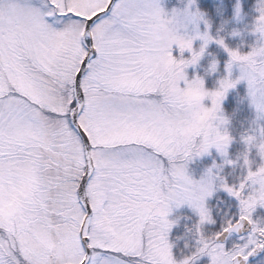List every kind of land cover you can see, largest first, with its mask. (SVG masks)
Returning <instances> with one entry per match:
<instances>
[{"label": "snow or ice", "instance_id": "6c2138e0", "mask_svg": "<svg viewBox=\"0 0 264 264\" xmlns=\"http://www.w3.org/2000/svg\"><path fill=\"white\" fill-rule=\"evenodd\" d=\"M163 13L158 0H0V264H157L170 202L203 219L211 193L191 186L173 131L189 62L171 46L191 45L161 28ZM228 55L264 101V47ZM236 82L226 76L214 95ZM260 248L252 228L232 249L217 243L210 264Z\"/></svg>", "mask_w": 264, "mask_h": 264}, {"label": "rangeland", "instance_id": "374dc122", "mask_svg": "<svg viewBox=\"0 0 264 264\" xmlns=\"http://www.w3.org/2000/svg\"><path fill=\"white\" fill-rule=\"evenodd\" d=\"M203 0H158L161 8L164 10V13L162 16L172 15L174 13L173 10H184L185 8L188 10L189 13L196 11L199 9L198 2ZM212 3L218 2L221 4L223 0H208ZM237 0L236 5L234 7V13L231 22L226 23L224 26L225 31H228V37L235 38L239 41L240 45V52L243 54L242 56H247L253 49H259L264 45V38L261 37L260 33L257 31H251L252 25L254 23V18L247 19V16L242 11V0H239V12L237 13ZM258 1L254 5V11L258 15L257 11ZM181 17V24H178L175 26V30L180 33H188L189 35L193 34L194 32H199L203 34L205 32V29L207 28L208 34L213 37L212 39H209L207 44L205 45V51L201 54L199 59L194 64H187L182 66L184 78L187 81V83L184 82V80L179 81L181 92L180 96L183 98L184 101V107L182 114L179 118V120L176 123L174 131V135L178 136L180 141L182 143H185L186 146L189 142V139L194 137L195 134L198 131V125L199 122L204 118L203 112H196V101L199 100L204 105H210L211 101L209 98L206 97L207 90H213L220 87V81L224 80V78L227 76L230 80H236L234 86L228 87L224 91V95L220 98V107L223 110L222 106L224 102L227 99V96L229 93L234 91L237 87H242L244 89L245 94V100L247 102L249 111H250V118L249 123L247 125V131H252L256 128V125L259 124L262 128H264V116H257V110L256 105L264 104V101L260 100L259 98L253 97L248 92V85L247 81L240 79L237 80V78L240 76V62L239 61H232L231 62V68L230 71L226 68V65L228 64L230 57L228 55V50H231V48L228 47L226 42L223 39V44L218 43L215 37L211 34V25H205L203 19L199 18H189L186 16H183V13H180ZM236 30V31H234ZM247 38H250V42L246 41ZM204 43V41L200 38L199 35L196 36L195 39L192 41L193 49H198L200 45ZM217 45L221 52L226 56L225 63L221 66V62L215 58L210 57L209 62L203 66L204 64H201L204 59L207 56V51L209 47L212 45ZM173 60L181 59V58H189L191 56V52L188 49L181 50L175 43L171 46V53ZM215 58L216 64H215V70L214 71H208L210 61ZM202 75V82L199 87H194L188 83L194 75ZM206 80H211V82H207ZM211 83V87L210 84ZM224 112V111H223ZM225 114V113H224ZM226 115V114H225ZM229 121L225 125L228 129L229 127ZM245 130V131H246ZM229 131V130H228ZM240 136V143L243 146L245 150V143L243 140V134ZM233 139L230 140L229 144L226 148L227 155L221 154L215 146H210L206 152H202L200 154L195 153H189L187 157H185L182 153L178 155L177 157V163L182 165L185 171L186 176L188 177L189 181L191 182V186L193 188L198 189L200 186V182L203 180L209 191L210 195H205L203 197V200L200 202L203 209L206 210L208 217L210 219L204 220L201 225L208 224L212 222V217L210 210L207 206V201L213 196V194L217 190H223L226 191L224 187L218 186V181L215 179V177H210L207 175L208 169L211 168L212 173H216L218 170L215 167H212L214 163H218V161H224V160H232L229 154V149L231 147ZM256 156V160L254 161L252 158ZM241 157V155L239 156ZM209 159L210 163L206 164V161ZM242 159L244 170L243 175V189H240L239 184L235 190H240L241 197L238 200V212L240 215L247 216L249 220L252 222V228H254L253 221L251 217L256 218L258 217V211L264 210V203H255L254 205L244 203L242 204L241 201H246V199H250V193L253 191L255 187L258 185L253 183L252 180H244L245 175L248 174L249 168L253 165L254 169L253 172L256 171L257 165L261 163L260 156L257 154V150L254 147H249L248 149V161L250 163L245 164L244 159ZM235 163L231 164H237L238 160H234ZM225 165H230L229 163H224L223 167ZM247 167V168H246ZM223 169V168H222ZM246 169V170H245ZM248 169V171H247ZM222 173V170H220V174ZM260 175H264V173H261ZM260 176H257L256 179L258 180ZM210 183L212 184V187L209 188ZM227 193V191H226ZM233 196V195H232ZM235 197V196H234ZM236 198V197H235ZM187 209L191 211L192 213H195L197 215V219L200 220V211H198L197 207L193 206L188 202V200H184V202L176 204L175 202L169 203V211L167 212L166 216L164 217L165 220L168 221H174L170 224V227L167 228L166 233L163 237V244L159 245L157 247L156 251V261L157 264H180V261L177 260L173 255L172 250V244L170 242V233L174 226L177 225V223L180 220V214L182 210ZM239 215V216H240ZM262 223L261 221H259ZM201 227V226H200ZM252 234V231L248 233L244 238H239L235 243L238 245L245 243V241L248 239L249 235ZM257 238H260L258 234ZM208 247V246H207ZM206 247V248H207ZM214 247H210V251ZM196 255V254H195ZM208 261L205 264H210L211 258L206 254ZM264 260V254L260 256L256 260V264H259L260 261Z\"/></svg>", "mask_w": 264, "mask_h": 264}, {"label": "trees", "instance_id": "16d2710c", "mask_svg": "<svg viewBox=\"0 0 264 264\" xmlns=\"http://www.w3.org/2000/svg\"><path fill=\"white\" fill-rule=\"evenodd\" d=\"M258 0H242V11L247 16V19H252L257 16L254 11V5ZM236 5V0H223L221 4L218 2L212 3L208 0H203L198 2L199 9L205 13V17L211 21V34L216 37L219 33L223 37L225 44L229 48L239 47V41L235 38L228 37V31L225 28V24L231 22L234 7ZM246 41L250 42V38ZM207 56L201 64L205 66L210 57H215L221 62V66L226 61V56L221 52V49L215 44L209 47L207 51ZM201 75V74H200ZM202 77V75H201ZM211 82V80H206ZM210 87H211V83ZM224 113L229 117V134L231 135L233 141L229 149V154L232 160H238L237 164L225 165L222 169L221 175L225 177V182L228 185L235 184L238 186L243 180L244 170L242 159L239 157L244 148L240 143V136L247 129L248 121L250 118V111L245 100L244 89L242 87H237L234 91L228 94L226 101L223 106ZM256 156L252 159L255 161ZM209 159L206 164H209ZM221 163V161H218ZM247 168V167H246ZM253 170V165L249 168ZM246 170V169H245ZM248 171V169H247ZM207 206L210 210L212 222L208 224L201 225V233L208 236L212 233L217 234L221 231L222 227L229 220L234 223L239 218L238 212V200L230 193H226L223 190H217L213 196L207 201ZM180 220L176 226L173 227L170 233V242L172 244L173 255L177 260H183L184 257L189 256L191 253L196 251V248L201 247L199 242L197 229L194 227L198 221L197 215L191 211L184 209L180 214ZM254 221H263L264 223V210L258 211L257 220L251 217ZM239 238L231 235L225 243H223L225 249H232L233 246H237L235 243ZM217 243L213 240L208 244L207 248L203 249V252H197L196 255L192 256L188 261V264H205L208 261L206 256L209 253L210 247H215ZM249 264H256V260L250 262Z\"/></svg>", "mask_w": 264, "mask_h": 264}, {"label": "clouds", "instance_id": "9594fccd", "mask_svg": "<svg viewBox=\"0 0 264 264\" xmlns=\"http://www.w3.org/2000/svg\"><path fill=\"white\" fill-rule=\"evenodd\" d=\"M237 13L239 12V0H237ZM258 15L254 18V23L252 25L251 31H257L260 33L261 37L264 38V0H258V6H257ZM180 13H183V16L189 17V18H199L203 19L205 25H210L211 21L205 17V13L201 10H196L194 12L189 13L188 10L185 8L184 10H175L172 15L162 16L160 19V25L161 28L165 31L173 33L178 39L187 41L191 45V56L189 58H181L177 59V61L183 60L188 61L187 64H194L201 54L205 51V42L200 45L198 49H193L192 41L196 38L197 35L204 37L207 35L211 39V37L208 32L207 28L205 29V32L203 34L199 32H194L193 34L189 35L188 33H180L175 30V26L178 24H181V17ZM236 31V30H234ZM217 41L223 42V37L217 34L215 37ZM203 40V39H202ZM204 41V40H203ZM264 47V45H262ZM188 49V48H186ZM232 52H236L239 55H243L240 52L239 47H235L231 49ZM195 56V62L193 61V57ZM186 64V65H187ZM215 58H213L210 61L209 69L208 71H214L215 70ZM175 66H173L174 68ZM183 70V69H182ZM225 79V78H224ZM202 82V77L199 75H194L193 78L188 81V83L194 87H199ZM222 91V89L216 88L213 90H207L206 97L210 99L211 103L210 105H204L199 100H197L195 103L197 105L196 112H203L204 118L199 122L198 125V131L195 134L194 137L189 139V142L187 144V154L189 153H195L200 154L202 152H206L210 146H215L216 149L223 155H227L226 148L229 144L230 140L232 139L231 135L229 134V131L227 127L225 126L229 120V117L224 114L223 110L220 107V98L214 95V93ZM215 101V103H214ZM257 110V116H264V104L256 105ZM243 140L245 143V150L241 153V157L244 159L245 164L250 163L248 161V149L249 147H254L257 150V154L260 156L261 163L257 165L256 171L253 172L252 170H249L248 174L245 175L244 180H252L253 183L257 184L258 186L253 189V191L249 194L250 199H246V203L254 205L255 203H264V175H260L261 173H264V128H262L259 124L256 125V128L252 131H245L243 134ZM224 163H235L234 160H224L220 164L214 163L212 167H215L218 171L216 173H212L211 168L208 169L207 175L210 177H215V179L218 181V186H229L232 187L234 190L237 188L235 184L228 185L225 182V177L220 174V170H222ZM260 176V178L257 180L256 177ZM240 184H243V180H241ZM212 187V184L210 183L209 188ZM210 217H208L207 212L205 210L203 219L201 218L200 214V220L196 222L194 227L197 229V234L199 238V242L201 244V247L196 248V251L191 253L189 256H186L183 258L182 261H180V264H184V261H189L192 256H194L197 252H200L202 249L206 248L208 244L212 242V240L215 239V233H212L208 236H205L201 233V224L204 220H208ZM169 224L173 223L174 221H168ZM254 228H256L257 231L264 232V223H260L259 221H253ZM232 227H235V225H231Z\"/></svg>", "mask_w": 264, "mask_h": 264}, {"label": "water", "instance_id": "95a60500", "mask_svg": "<svg viewBox=\"0 0 264 264\" xmlns=\"http://www.w3.org/2000/svg\"><path fill=\"white\" fill-rule=\"evenodd\" d=\"M241 225L242 226H241V228L238 231L237 230H231L229 232L222 233L220 235V237L218 238V240H217V238L215 236L214 242L215 243H224L231 234H233L235 236H242V235L247 234L248 232H250L251 229H252V224H249L248 220L242 221ZM263 252H264V248L257 249L256 252H254L252 255H250L248 257L247 260H241L240 264H248L250 261L256 260L260 255L263 254Z\"/></svg>", "mask_w": 264, "mask_h": 264}]
</instances>
